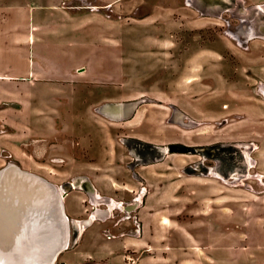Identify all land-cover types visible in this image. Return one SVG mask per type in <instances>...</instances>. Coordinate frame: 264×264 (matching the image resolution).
<instances>
[{"label":"rangeland","instance_id":"1","mask_svg":"<svg viewBox=\"0 0 264 264\" xmlns=\"http://www.w3.org/2000/svg\"><path fill=\"white\" fill-rule=\"evenodd\" d=\"M6 2L0 1V14L5 11L0 23L11 20L12 26H4L1 32H12L13 36L6 45H10L6 52H10V58L4 62L0 58V65L11 70L15 81L6 80L0 88V169L16 164L60 188L69 179L52 177L48 170L53 156L38 154L37 143L47 144L52 153L56 150L52 143L70 141L74 155L87 165L93 163L92 151L98 148L101 166L103 158H109L112 143L116 164L124 156L129 174L134 169L139 172L138 168L129 167L133 164L132 154L140 158L134 161L137 164L152 163L142 172L150 177L161 175L158 182L165 188L156 201L162 200L173 208L182 204V216L194 218L198 212L190 202L195 200L199 206L206 202L200 218L208 219L213 226L197 224L196 230L226 228L238 233L245 229L261 235L257 231L261 222L258 227L256 220L250 222L255 217L264 221V92L260 91L264 86V0ZM6 10L12 11L10 17ZM43 13L45 19L41 21ZM248 26L255 29L251 37L247 35ZM26 44L28 51L20 48ZM31 45L43 48L40 54L46 67L39 66V79L62 75L67 69L75 73L68 77L70 83H65L69 87L55 81L52 84L56 91H41L39 94L44 97L37 98L39 105L57 110L48 115L59 123L64 117H76L70 122L75 121L71 130L60 129L59 134L55 125L51 132L58 135L50 138L35 134L29 127L20 129V67L26 51L28 58L31 56ZM49 65L57 73H51ZM9 88L11 94L7 92ZM51 88L49 84L44 89ZM22 103L30 105L29 92ZM115 104L123 106L122 117L99 110ZM69 110H74V115ZM109 110L116 113V108ZM40 117L36 118L39 122L34 120L35 126L48 133ZM8 132L10 135L4 136ZM4 138L11 139L13 145L1 146ZM21 145L32 153V158L22 154ZM160 145L167 147L166 153L159 150ZM246 149L253 160L249 169L237 156L246 154ZM230 153L237 161L228 156ZM152 158L160 161L153 163ZM210 168L223 176L230 171L234 175L220 179L208 174ZM123 175L115 172L113 177L117 181ZM180 185L181 193L167 195ZM141 193L140 190L136 196L129 194L126 198L134 200ZM80 200L73 195L66 198L69 213L79 209ZM213 207L216 211L211 210ZM68 233L70 246L79 228L68 226ZM108 234L112 233L104 232ZM232 239L236 240L233 245L227 242L220 248L221 253L240 252L241 239ZM242 244L250 246L247 251L261 250L253 242ZM57 257L58 254L52 264H58Z\"/></svg>","mask_w":264,"mask_h":264},{"label":"crops","instance_id":"2","mask_svg":"<svg viewBox=\"0 0 264 264\" xmlns=\"http://www.w3.org/2000/svg\"><path fill=\"white\" fill-rule=\"evenodd\" d=\"M0 1L7 3V0ZM6 12L7 17H10L9 15L12 11L6 10ZM4 14L5 11H3V15L0 14V16L4 17ZM32 14L34 13L32 12ZM41 16L42 21L45 19L44 13ZM32 18H34V15ZM7 25L12 26L11 20L7 21L5 24L0 23V58H3V62L5 58H10V52L6 53L10 45L7 46V48L6 45L7 41L11 40L13 36L12 32H4V30L1 32V29H3L4 26L8 27ZM27 25L25 27L23 26V31H25ZM16 33L17 32L14 34ZM23 46L24 45L20 48H24L28 51V45L26 44L24 47ZM42 49L43 48L36 49L34 45H31V56H29V58L26 51L24 62L20 67V72L22 74L20 79V84H22L20 87V94L23 98L20 99V104L17 105V109L20 107L19 112L23 115L20 118L21 121H19L20 129L22 126H25L26 128L29 127L31 130H34L35 134L50 138L58 135L56 131L54 133V130L51 132V129H56V127L59 134L61 133L60 129L71 130V125L76 121V117L71 116V118L64 117V119H61L60 123L64 124L62 127L57 120L48 115L49 113H57V110L52 107L49 109V106L45 104L39 105L37 98L42 99L44 97L39 94L41 91L46 93H51L52 90L53 92L56 91L52 84L55 81L62 83L65 87H69V85H65V83H70L68 77H70V74L72 73L75 75V73L74 70L67 69L62 75H53L45 79H39L36 77L40 71L39 66L46 67L44 64L45 58L40 54ZM32 50H34V52ZM47 67H51V73H57L52 65ZM6 70L7 68L4 64L0 65V88L3 83L8 82L6 80H10L9 82L15 81L11 79L15 78V75L11 73V70ZM47 70L49 71V69ZM49 84L52 88L44 89ZM3 88L5 87L3 86ZM35 89L36 91L34 94ZM70 89L67 92L68 95H70ZM72 91L74 92L75 89L73 88ZM3 92L5 93V89ZM7 92L8 94H11L12 90L9 88ZM28 92L31 103L30 105L27 104L25 106L22 102L27 99ZM3 96L5 95L3 94ZM34 99L36 100L35 103L33 101ZM68 113L74 115L75 111L69 110ZM98 113L100 114V112ZM39 115L41 116L40 120L48 129V133L42 132L41 130L38 131V128H36L35 122H39L36 119ZM99 116L103 115L100 114ZM74 118L75 121L71 124L70 122H72ZM34 120L36 121L34 122ZM53 121L54 125L52 126L51 124ZM1 123L2 121L0 117V124ZM111 129H109V131H111ZM9 135L10 132L4 134V136ZM145 136L148 137L149 135L146 134ZM37 140L42 142L39 138ZM1 143V146H6L7 148H9L8 146L13 145L12 140L9 138H4ZM27 144L24 142L26 147H28ZM37 144L38 154L46 155V153H48L53 156V163L49 166L48 170L52 173V177L59 179L67 178L69 179L68 182L73 179L77 180L81 177L83 178V188H79L78 186L72 187L71 190L63 196L64 205L63 203L62 205L66 212L65 214L68 219H71L73 222L72 224L69 220V226L73 225L76 230L79 227V234L76 236L73 244L66 246L58 253V264H264L262 261V258H264V221L262 219L255 217L252 219V223L249 221L250 224H253L256 220L257 223L255 222V224L257 227L258 221L261 222V229L257 230L259 233L261 232L260 236L257 235L258 233L253 235L245 229L240 230L238 233H233L232 230H226V228H222V230H206L201 228L196 230L195 227L197 224L200 226L208 225L210 228L213 226V223L208 219L205 220L200 218V210L204 209L206 202H203L201 206H199L195 200L190 202V205L193 206V210L198 212L197 217L194 218L182 216V213L184 212L182 204H176L177 206L175 205L176 207L173 208L171 206H166L164 204L165 202L162 200L160 202L156 201V196L165 188L160 186V183L158 182L161 175L154 174L152 176L154 178H152L148 173L145 174L142 172L152 163L139 165L136 167L139 169V172L137 171L133 174L131 172L129 174L128 170L125 168L124 163L126 160L124 156H121L119 161L120 164H116L118 161L115 157L114 150L113 153H111L112 143H108L110 155L108 159L103 158V161L105 162L104 164L102 163V166L99 164L102 156L97 154L98 148L92 151L91 161H93V163L87 165L85 161H80V158L74 155L70 149V141H55L51 144L52 147H55L56 149L52 153H50V149L46 146L47 144ZM115 146L116 145L114 144V147ZM20 149H22L21 152L26 158H32V153L28 152V150L23 148L22 145L20 146ZM84 159L85 158H83V160ZM159 161L160 160H156L153 163ZM27 164L29 163L27 162ZM115 172L124 173L125 175H123L121 179L117 178L116 181L113 177ZM53 183L55 184V182ZM89 184L91 185L92 191L89 189ZM181 188H183V186L180 185L174 190H170L167 195H170L171 192L181 193L183 191ZM140 190L142 192L140 195H143L144 192L146 193L143 195V202L138 203V196L134 201L126 198L129 194H132V196L138 194ZM92 194H94L95 197ZM72 195L76 199H81V203L78 210L71 209V212L69 213L66 198ZM111 199L112 201L118 199V206L111 202ZM126 200H129V203L125 206V211L123 212V203ZM129 204L133 205L129 206ZM214 208L215 207L211 208V210H215ZM132 210L134 213L133 216H124L126 215L124 213H128ZM178 210H180V212H178ZM94 211L98 214L92 216ZM114 213H116V216H114ZM190 216H192V214H190ZM73 220L78 222L77 227H75ZM136 228L138 229L136 230ZM190 228L191 232L189 231ZM104 232L112 233L111 235L108 234L111 237L104 235ZM176 236H179L177 238L179 240L176 239ZM236 236L241 239V250H238L240 252L234 254L230 253V255H228V252L226 251L221 253L222 249L220 248H222L227 242L232 246L233 242L236 241L233 240L232 237ZM245 241L255 243L257 247H260V252L247 251V248L250 246L243 245L242 243Z\"/></svg>","mask_w":264,"mask_h":264},{"label":"bare ground","instance_id":"3","mask_svg":"<svg viewBox=\"0 0 264 264\" xmlns=\"http://www.w3.org/2000/svg\"><path fill=\"white\" fill-rule=\"evenodd\" d=\"M248 27L249 30L247 35L251 37L254 28ZM229 35L232 37L231 33ZM263 87L264 86H262L260 90L262 92H264ZM115 105H117L116 109H118L116 113L110 112L109 109H112L111 107L105 109L101 107L99 110L106 111L114 116H123L121 114L123 106L120 104ZM225 105L226 104H224V106ZM177 115H179L178 111H176V116ZM159 147V150L163 154L167 152V147L161 145ZM245 151L246 154L242 153V155L245 165L249 169V167L252 166L251 163L253 160L248 156L249 149ZM19 168L16 164L9 163L0 171V264H40L47 260H51L49 264H52L58 254V246L63 243L61 240L63 224L60 221L59 209L55 206L50 188L41 182L40 179L42 177L31 172H29L30 175H24ZM210 172L213 176L225 179V176L217 170L212 169ZM233 175L234 174L231 173V176ZM90 184L89 189L91 190ZM54 186L58 189L60 202L62 204L63 192L69 187L78 186L79 188H83V179H73L60 188H58L57 185ZM145 194L144 192V195ZM92 195L95 197L94 194ZM138 200V203H140L141 195L138 197ZM130 205L133 204H129V206ZM125 206L126 205L123 204L124 210ZM96 214L98 213L94 211L92 216ZM73 221L75 227H77L78 223L75 220ZM68 226L63 232L67 235V239L69 236Z\"/></svg>","mask_w":264,"mask_h":264},{"label":"water","instance_id":"4","mask_svg":"<svg viewBox=\"0 0 264 264\" xmlns=\"http://www.w3.org/2000/svg\"><path fill=\"white\" fill-rule=\"evenodd\" d=\"M1 170L2 169H0V171ZM19 170L24 175H30V173L27 172L26 170H23L21 168H19ZM40 180H41V182L43 184H45L48 188H50V190H51V192L53 194L55 206L58 207V209H59L60 221L63 224V230H62V235H61V240L63 241V243L60 244V246H58V248H57V251H58L57 253H59L63 248H65L67 246V241H68L67 235L64 234L63 232H64V230H66V227L69 225V219H68L67 215L65 214V212L63 210L62 204L60 202V197H59V194H58V189L56 188V186L48 183L47 181L43 180L42 178ZM50 262H51V260H47L44 263H40V264H49Z\"/></svg>","mask_w":264,"mask_h":264},{"label":"flooded vegetation","instance_id":"5","mask_svg":"<svg viewBox=\"0 0 264 264\" xmlns=\"http://www.w3.org/2000/svg\"><path fill=\"white\" fill-rule=\"evenodd\" d=\"M112 109L113 108H117V105H113L112 107H111ZM116 111H118V109H116ZM122 117V116H121ZM182 148V147H181ZM157 152V151H156ZM232 154H234V153H230V154H228V156L230 157V158H234L236 161H237V159H236V156H233ZM236 154V153H235ZM133 155V158H132V161H133V164H130L129 165V167H131V169L134 167V168H136V166H138V165H140V164H137L136 162H134V161H139L140 160V158L138 157V156H135V154H132ZM237 156H239V159H240V161L241 160H243V163L245 164V162H244V157H243V155H237ZM153 158H155V157H153ZM153 158H152V161H156V160H153ZM131 163V162H130ZM238 163V162H237ZM247 167V166H246ZM211 170H212V168H210ZM136 169H134V171H133V173H136L137 171H135ZM210 170V171H211ZM214 170V169H213ZM210 171H208V174H211V172ZM231 173H233V171H230V172H227L226 173V175L228 176V175H231ZM212 175V174H211ZM225 175V176H226ZM213 176V175H212ZM219 178V177H218ZM221 179V178H220ZM66 184H68V182L66 183V182H64L63 184H62V186H65ZM71 188L72 187H69L67 190H65L63 193L64 194H66L68 191H70L71 190ZM144 195V194H143ZM142 195V196H143ZM65 196V195H64ZM143 200H144V197H142V199H141V202H143ZM119 200L118 199H115L114 201H112L113 203H115L116 205L118 204L117 202H118ZM134 201V200H133ZM127 202V203H126ZM140 202V203H141ZM128 203H129V200H126V201H124V205H128ZM125 210L123 209V212H124ZM116 212V211H115ZM117 213V212H116ZM116 213H114V216H116ZM131 215L133 214V211H130L129 212ZM124 214H127V213H124ZM131 217V216H130ZM56 259V258H55Z\"/></svg>","mask_w":264,"mask_h":264},{"label":"built area","instance_id":"6","mask_svg":"<svg viewBox=\"0 0 264 264\" xmlns=\"http://www.w3.org/2000/svg\"><path fill=\"white\" fill-rule=\"evenodd\" d=\"M133 211V210H132ZM127 214H129V215H127ZM126 215H124V216H127V217H130V216H133V214L131 215L129 212L127 213ZM135 219H136V217H135ZM137 227H138V223H137ZM138 228H136V230H137Z\"/></svg>","mask_w":264,"mask_h":264}]
</instances>
